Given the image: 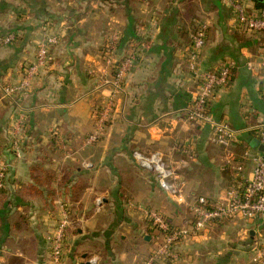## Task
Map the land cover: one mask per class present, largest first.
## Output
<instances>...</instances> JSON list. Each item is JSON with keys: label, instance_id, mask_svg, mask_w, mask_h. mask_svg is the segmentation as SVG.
<instances>
[{"label": "crops", "instance_id": "1", "mask_svg": "<svg viewBox=\"0 0 264 264\" xmlns=\"http://www.w3.org/2000/svg\"><path fill=\"white\" fill-rule=\"evenodd\" d=\"M103 1L116 3L109 9ZM238 1L248 13L260 9L256 0ZM108 2L0 0V98L4 86L21 80L23 65L35 60L47 34L59 41L32 90L18 103H0V167H9L8 191L15 199L8 232H0V264H50L49 239L64 219L62 264H86L94 255L102 264H141L160 234L140 207L185 227L193 220L198 198L217 201L225 195L234 171L227 165L230 152L210 145V128L191 126L185 115L197 89L188 53L200 22L210 25L203 69L226 60L238 67L229 88L217 91L210 113L243 132L232 154L250 152L244 161L246 176H251L254 157L264 155L252 132L264 123L259 92L264 72L246 68L247 62H261L263 35L244 29L224 0ZM114 33L120 38L108 64L103 46ZM9 35L15 40L2 43ZM128 55L133 64L125 94L117 99L103 135L87 145L96 130L95 112L111 96L116 64ZM18 122H23L21 129ZM177 144L191 145L197 155L180 169V199L160 189L154 174L133 158L135 151H160L178 167L183 156L174 149ZM262 230L264 220H220L201 235L182 240L173 247L175 258L158 264H251L245 254L254 256ZM237 233L249 234L246 246L242 239L232 242Z\"/></svg>", "mask_w": 264, "mask_h": 264}, {"label": "built area", "instance_id": "2", "mask_svg": "<svg viewBox=\"0 0 264 264\" xmlns=\"http://www.w3.org/2000/svg\"><path fill=\"white\" fill-rule=\"evenodd\" d=\"M237 14L238 22L249 32L264 36V8L248 13L245 6L238 0H224ZM209 23L200 22L196 30L191 34V46L188 53V69L194 80L197 82V89L194 93L192 104L186 109V121L191 126L205 125L210 128L209 143L214 147L223 148L228 151L240 143L243 132L237 130L226 121L216 119L209 110L211 101L217 91L229 88L231 85L237 63L233 60L223 61L217 68L204 70L202 67L203 51L208 40ZM15 40L14 35L3 38L2 43L8 45ZM58 37L47 34L39 44L35 60L23 65L22 78L19 82L4 86L1 91L2 99L13 100L16 103L28 94L35 82L51 63L52 50L58 45ZM119 38L106 53V61L112 64V54L115 51ZM133 64V56L128 55L123 62L116 65L115 73L112 76L110 85L112 93L105 107L95 115L96 130L88 136L86 143L92 145L103 135L107 123L112 120L113 110L119 96L125 94V80ZM248 71L255 73L258 69L264 72V56L259 64L250 61L246 63ZM260 96L264 100V86L260 89ZM22 121V120H21ZM23 122H18L21 129ZM260 145H264V123L258 124L252 130ZM57 134V131H53ZM175 150L182 154L178 167L171 165L165 154L160 151L143 153L135 151L133 158L137 164L146 163L154 174L160 189L172 198H181L184 182L180 176V169L187 167L191 159L197 157L191 145L177 144ZM13 150L19 156L20 143L13 142ZM250 152L246 151L241 156L230 154L227 165L233 167L231 185L225 195L217 200L211 201L205 197L196 200L192 207L193 220L185 227H176L166 220L164 216L156 211L139 208L144 218L150 222L151 227L159 231V241L151 251L150 255L141 264H158L168 262L175 258L173 247L182 240L194 238L208 230L212 224L220 220L240 219L246 222L264 220V155L258 154L254 157V168L251 176L244 172V161L248 159ZM8 166L0 167V188H6ZM68 221L62 220L53 236H51V263L62 264L64 247L66 242ZM89 262L102 264L100 257L91 256ZM251 264H264V247L256 246Z\"/></svg>", "mask_w": 264, "mask_h": 264}, {"label": "rangeland", "instance_id": "3", "mask_svg": "<svg viewBox=\"0 0 264 264\" xmlns=\"http://www.w3.org/2000/svg\"><path fill=\"white\" fill-rule=\"evenodd\" d=\"M115 1V0H114ZM141 1H143V0H140V2ZM105 1H103L102 3H103V5H105V6H107L109 9L110 8H112V3H116V2H111V1H109L108 2V0H107V2L108 3H104ZM118 38H120V34L119 33H114L113 35H112V37H110V38H108L106 41H105V43H104V46H103V49H104V52H105V54H104V58L106 57V53H107V50H108V47L110 48L111 46H113L114 45V43L117 41V39ZM115 52V51H114ZM114 52H113V54H114ZM113 54H112V56H113ZM115 55V54H114ZM124 59H125V57H124ZM123 59V60H124ZM123 60L122 61H119V62H123ZM118 64V63H117ZM115 73V72H114ZM114 74H112V76H113ZM103 108H100V109H98L97 110V114H99V112L102 110ZM111 121L112 120H110L108 123H107V125H109L110 123H111ZM232 150H233V147L232 148H230L229 150H228V152H230V154H232L233 152H232ZM246 153V150L245 151H243V152H241L240 154L241 155H243V154H245ZM229 154V155H230ZM237 221V220H236ZM261 236H256L257 238H256V240H255V243H254V245L255 246H258L259 248L260 247H264V230H262L261 231ZM235 236V237H234ZM232 238H233V240L234 241H232L233 243L235 242H239L241 239H242V241H240V242H245V244L243 245V246H246V244H248V242L250 241V237H249V234L247 233L246 235L245 234H243V235H239L238 233L237 234H235V235H232ZM248 253L247 254H245L246 255V257L248 258V259H251L252 258V253L250 252L249 253V251H247Z\"/></svg>", "mask_w": 264, "mask_h": 264}, {"label": "trees", "instance_id": "4", "mask_svg": "<svg viewBox=\"0 0 264 264\" xmlns=\"http://www.w3.org/2000/svg\"><path fill=\"white\" fill-rule=\"evenodd\" d=\"M256 4H257L258 8H264V2L256 0ZM119 45H120V43H119ZM190 46H191V44H190ZM119 63L120 62H118V64ZM118 64H116V65H118ZM95 113L97 114V111ZM7 151H9V148ZM1 156L2 155L0 154V157ZM54 179L55 178L51 177V181ZM7 182H8V179H6V184H8ZM8 190H9L8 185L6 188H0V232H1V234H2V232H5V233L8 232V228H9L8 217H9V213H11V211H12V209H10V208L13 207V203L15 202L14 197H12L10 195ZM2 243H3V240H2V236H1L0 237V247L2 246Z\"/></svg>", "mask_w": 264, "mask_h": 264}, {"label": "water", "instance_id": "5", "mask_svg": "<svg viewBox=\"0 0 264 264\" xmlns=\"http://www.w3.org/2000/svg\"><path fill=\"white\" fill-rule=\"evenodd\" d=\"M259 1L264 2V0H259ZM254 144H255V146L259 145V143H258L257 140L254 141ZM259 150L262 151V152H264V145H259ZM138 165L141 168H143V169L148 170V171L151 172V168L146 163L141 162ZM86 264H94V263L87 262Z\"/></svg>", "mask_w": 264, "mask_h": 264}]
</instances>
